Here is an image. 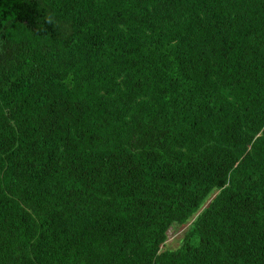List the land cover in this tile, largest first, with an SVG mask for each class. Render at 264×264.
<instances>
[{"label":"trees","instance_id":"1","mask_svg":"<svg viewBox=\"0 0 264 264\" xmlns=\"http://www.w3.org/2000/svg\"><path fill=\"white\" fill-rule=\"evenodd\" d=\"M0 264H264V0H0Z\"/></svg>","mask_w":264,"mask_h":264},{"label":"rangeland","instance_id":"2","mask_svg":"<svg viewBox=\"0 0 264 264\" xmlns=\"http://www.w3.org/2000/svg\"><path fill=\"white\" fill-rule=\"evenodd\" d=\"M187 226H184L182 228L179 227H171L167 232V240L165 243V249H175L178 246V240L179 237L182 236Z\"/></svg>","mask_w":264,"mask_h":264}]
</instances>
